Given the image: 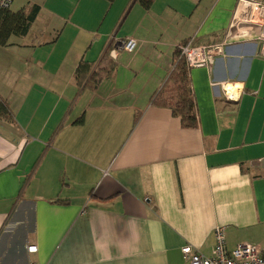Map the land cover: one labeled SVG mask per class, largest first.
Masks as SVG:
<instances>
[{
    "label": "crops",
    "instance_id": "1",
    "mask_svg": "<svg viewBox=\"0 0 264 264\" xmlns=\"http://www.w3.org/2000/svg\"><path fill=\"white\" fill-rule=\"evenodd\" d=\"M239 1L22 0L35 20L0 46V264H190L217 226L264 255V47L229 28ZM190 39L227 45L188 69L194 129L151 103Z\"/></svg>",
    "mask_w": 264,
    "mask_h": 264
},
{
    "label": "built area",
    "instance_id": "2",
    "mask_svg": "<svg viewBox=\"0 0 264 264\" xmlns=\"http://www.w3.org/2000/svg\"><path fill=\"white\" fill-rule=\"evenodd\" d=\"M14 0H0V11L10 10ZM256 26L259 30L257 42L261 45V53L264 47V0H240L237 12L230 24V29L238 32L241 26ZM241 32V31H240ZM227 45H195L192 39L186 41L178 47L179 57L184 61L187 69L209 68L211 64L223 54ZM119 48L131 53L136 48V41L131 38L122 40ZM264 54V52H263ZM113 57V55H112ZM226 98H233L227 88L223 89ZM215 245L212 256L203 257L193 253L191 248H182V253L189 257L190 264H264V255L261 250L251 244H238L232 249H228L225 242L224 228L217 226L213 232ZM28 252H35L36 248L30 246Z\"/></svg>",
    "mask_w": 264,
    "mask_h": 264
},
{
    "label": "trees",
    "instance_id": "3",
    "mask_svg": "<svg viewBox=\"0 0 264 264\" xmlns=\"http://www.w3.org/2000/svg\"><path fill=\"white\" fill-rule=\"evenodd\" d=\"M107 1L112 2L113 0ZM152 1L153 0H132L131 3L138 2L145 9H148ZM38 11L39 8L36 5L26 6L16 12L10 10L0 11V46H5L10 36L26 35ZM106 52H108V50ZM106 62V75L111 76L115 65L111 58L107 59ZM92 67V64L85 62H80L78 64L75 70V79L79 87H87L91 86L92 83H96L95 81H90L91 77L88 78L89 74L91 75L92 73ZM167 80L163 88L152 97L151 103L156 106L169 108L173 115L180 118L183 128H196V107L188 82V69L184 61L179 57L178 48L175 53L173 70ZM8 115L9 112L5 103L0 100V117L7 118Z\"/></svg>",
    "mask_w": 264,
    "mask_h": 264
},
{
    "label": "rangeland",
    "instance_id": "4",
    "mask_svg": "<svg viewBox=\"0 0 264 264\" xmlns=\"http://www.w3.org/2000/svg\"><path fill=\"white\" fill-rule=\"evenodd\" d=\"M22 3H23L22 0H14L10 9H13L16 11V10L20 9Z\"/></svg>",
    "mask_w": 264,
    "mask_h": 264
}]
</instances>
